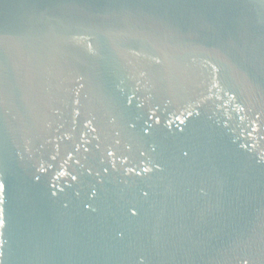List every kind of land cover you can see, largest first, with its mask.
Returning a JSON list of instances; mask_svg holds the SVG:
<instances>
[{"label": "water", "instance_id": "95a60500", "mask_svg": "<svg viewBox=\"0 0 264 264\" xmlns=\"http://www.w3.org/2000/svg\"><path fill=\"white\" fill-rule=\"evenodd\" d=\"M0 264H264V0H0Z\"/></svg>", "mask_w": 264, "mask_h": 264}]
</instances>
